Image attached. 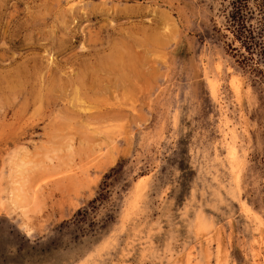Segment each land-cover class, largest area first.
Returning <instances> with one entry per match:
<instances>
[{
	"label": "rangeland",
	"instance_id": "374dc122",
	"mask_svg": "<svg viewBox=\"0 0 264 264\" xmlns=\"http://www.w3.org/2000/svg\"><path fill=\"white\" fill-rule=\"evenodd\" d=\"M226 5L0 0V264H264V73ZM119 163L113 221L75 225Z\"/></svg>",
	"mask_w": 264,
	"mask_h": 264
},
{
	"label": "trees",
	"instance_id": "16d2710c",
	"mask_svg": "<svg viewBox=\"0 0 264 264\" xmlns=\"http://www.w3.org/2000/svg\"><path fill=\"white\" fill-rule=\"evenodd\" d=\"M221 15L225 20V30L232 36V44L228 45L233 57L245 68L259 71L264 64V0H224ZM239 47H235V43ZM123 172L119 163L105 176L97 197L89 204L87 209L77 213L75 225H84L90 217V211H97L100 207L111 208L106 215L105 225L113 221V202H110L111 188L115 180ZM110 202V203H109Z\"/></svg>",
	"mask_w": 264,
	"mask_h": 264
},
{
	"label": "bare ground",
	"instance_id": "6f19581e",
	"mask_svg": "<svg viewBox=\"0 0 264 264\" xmlns=\"http://www.w3.org/2000/svg\"><path fill=\"white\" fill-rule=\"evenodd\" d=\"M216 42V41H215ZM223 59V62L224 63H226V61L224 60V58L221 56L220 57V60H222ZM239 79V78H238ZM206 80H207V84H208V87H209V89H210V92H211V94H212V97H213V99L214 100H218V98H219V84L217 83L218 81L216 80V79H212V78H210V77H207L206 76ZM241 80V77H240V79H239V81ZM252 80V79H251ZM245 81H246V79H245ZM241 82V81H240ZM253 83H254V81H253ZM258 86V85H257ZM184 87V86H183ZM242 87V86H241ZM248 88H249V86H247ZM186 88V87H185ZM257 89H258V87H257ZM249 90V89H248ZM251 92V91H250ZM249 92V93H250ZM254 92V91H253ZM256 93V92H255ZM253 96V95H252ZM254 97H255V95H254ZM180 100V99H179ZM222 104V103H221ZM220 104V105H221ZM217 108V107H216ZM223 109V108H222ZM246 129H247V127H246ZM224 132L225 133H227L225 130H224ZM234 133H235V131L234 130H231V134H232V136H234ZM228 134V133H227ZM248 136H249V134H248ZM235 139H236V136H234V139H233V142L232 143H230L229 144V146H228V155H229V157H227V158H230V161H228L229 163L231 162L233 165H235V166H238L240 163H241V159L242 158H244L243 157V155H242V157H241V155L239 154V151H238V149H237V147L235 146ZM253 139V138H252ZM261 139V138H260ZM224 140H226V139H224ZM251 140V139H250ZM228 141V140H227ZM258 142H259V140H258ZM250 143V142H249ZM226 144V143H225ZM223 151V150H222ZM225 153H227V152H225ZM217 154V153H216ZM220 155V154H219ZM225 158V157H224ZM217 160H218V158H217ZM216 160V161H217ZM222 160H223V158H222ZM215 161V162H216ZM222 163H224V162H222ZM230 163V164H231ZM222 165V164H221ZM222 166H224V165H222ZM212 167H214L213 165H212ZM229 167H230V165H229ZM234 167V166H233ZM239 167H240V165H239ZM239 167H237V168H239ZM227 169V168H226ZM237 170V169H236ZM231 172H234V171H231ZM236 172V171H235ZM229 180V179H228ZM235 183V182H234ZM242 183V182H241ZM237 185V184H236ZM139 186V185H138ZM141 186V185H140ZM237 189V188H236ZM241 190H242V188H241ZM143 191V190H142ZM243 191V190H242ZM241 191V192H242ZM139 192V191H138ZM140 193V192H139ZM139 193H137V194H139ZM136 194V195H137ZM141 194V193H140ZM239 194V193H238ZM136 195H135V197H136ZM138 197V196H137ZM239 197H240V195H239ZM136 200V199H135ZM136 203H137V201H136ZM138 204V203H137ZM244 205V204H243ZM245 208V207H244ZM248 209V208H247ZM246 213V212H245ZM254 214V213H253ZM252 214V215H253ZM260 222H261V220H260ZM200 225V224H199ZM258 225H259V223H258ZM261 226V225H260ZM204 227V226H203ZM210 228V227H209ZM217 227H215V229H216ZM263 228V227H262ZM204 229H206V228H204ZM214 230V229H213ZM262 230V229H261ZM260 230V231H261ZM216 232V231H215ZM211 234V233H210ZM214 234V233H213ZM208 236V235H207ZM221 237V236H220ZM205 238V237H204ZM218 238V237H217ZM220 239V238H219ZM206 240V239H205ZM211 240V239H210ZM221 241V240H220ZM217 242H218V240H217ZM205 243H206V241H205ZM225 245V244H224ZM218 247V246H217ZM204 252H206V251H204ZM220 252V251H219ZM221 254H223V252L222 253H220V255ZM225 254V253H224ZM227 254V253H226ZM225 254V255H226ZM224 255V256H225ZM181 257H183V256H181ZM206 257V256H205ZM208 257H209V255H208ZM217 257H218V254H217ZM222 258H224V257H222ZM182 259V258H181ZM181 259H180V261H181ZM221 259V258H220ZM220 259H219V261H220ZM183 260V259H182ZM208 260V259H207ZM222 261H223V259H222ZM178 262V261H177ZM199 262V261H198ZM207 263H208V261H206ZM226 262V261H225ZM256 262V261H255ZM218 263V262H217ZM224 263V262H223ZM199 264V263H198ZM219 264V263H218ZM220 264H221V262H220ZM235 264V263H234Z\"/></svg>",
	"mask_w": 264,
	"mask_h": 264
}]
</instances>
